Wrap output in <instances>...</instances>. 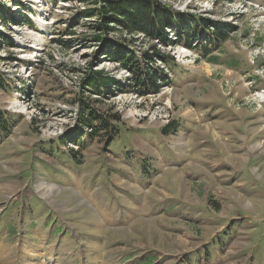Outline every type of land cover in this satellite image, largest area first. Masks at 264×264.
I'll return each mask as SVG.
<instances>
[{
    "label": "rangeland",
    "instance_id": "obj_1",
    "mask_svg": "<svg viewBox=\"0 0 264 264\" xmlns=\"http://www.w3.org/2000/svg\"><path fill=\"white\" fill-rule=\"evenodd\" d=\"M158 1L237 27L220 65L158 45L178 63L166 73L189 74L157 95L115 88L94 103L78 69L129 74L91 42L92 20L73 22L86 7L0 0V109L15 123L0 145V264H264V0ZM136 38L135 51L153 45ZM84 100L121 118L112 145L87 131L61 143ZM172 150L182 168L162 163ZM168 202L182 214L155 217Z\"/></svg>",
    "mask_w": 264,
    "mask_h": 264
},
{
    "label": "trees",
    "instance_id": "obj_2",
    "mask_svg": "<svg viewBox=\"0 0 264 264\" xmlns=\"http://www.w3.org/2000/svg\"><path fill=\"white\" fill-rule=\"evenodd\" d=\"M54 4L58 0H52ZM65 3L78 2L85 9L74 16L73 22L79 24L81 19H90V29H93L91 42L100 44L101 55L107 61L117 65L119 70L129 74V79H117L105 69H96V62H91L81 72L80 86L84 95L95 97V102L109 98L119 88L118 92H132L141 97L150 94L157 95L174 80L180 79L188 71L174 77L166 73L165 66L177 68L175 57L157 49L161 47L183 46L190 50L199 51L200 57L209 63L220 65L218 54L231 35L238 30L230 23H219L205 19L200 15L175 11L173 7L164 5L158 0H60ZM33 27L32 21H28ZM170 33H173L175 39ZM114 34L123 37L117 39ZM146 37L153 45L147 51H135L136 37ZM130 38V39H128ZM133 38V39H132ZM89 40V39H88ZM90 42V41H89ZM14 47L13 44H8ZM161 63V67L158 65ZM129 82V83H127ZM9 79L0 73V88L6 89ZM79 126L74 129L76 135H66L61 139L63 145L79 143L85 132L89 136L106 135L108 146L112 145L121 133V118L117 114L102 113L93 108L85 100L82 101L78 115ZM14 119L0 109V145L4 138L9 137L14 126ZM171 126L163 129L164 135H171ZM175 132L178 131L174 128ZM89 130V131H88Z\"/></svg>",
    "mask_w": 264,
    "mask_h": 264
},
{
    "label": "crops",
    "instance_id": "obj_3",
    "mask_svg": "<svg viewBox=\"0 0 264 264\" xmlns=\"http://www.w3.org/2000/svg\"><path fill=\"white\" fill-rule=\"evenodd\" d=\"M215 67L216 68H221V66H215ZM192 149H193V151L198 152L195 148H192ZM168 153H169V156L168 157L170 158V160H165L162 163H166L168 168H174L175 165H179L178 168H182L183 163H185V162H184V160L180 156H178L177 151L176 150H172L171 152H168ZM155 161L157 162V159ZM167 205H170V206H167ZM171 206H172L171 211L173 213L172 214H169V218L170 219H172L173 216L176 215V214H179V215L182 214V210L183 209H181V205L180 204H178V203L172 204V203L168 202V203H161L159 205L160 214L156 215L155 217H158L159 215H161L164 211L168 210L169 207H171Z\"/></svg>",
    "mask_w": 264,
    "mask_h": 264
},
{
    "label": "bare ground",
    "instance_id": "obj_4",
    "mask_svg": "<svg viewBox=\"0 0 264 264\" xmlns=\"http://www.w3.org/2000/svg\"><path fill=\"white\" fill-rule=\"evenodd\" d=\"M260 97L262 98L261 101H264V95H261ZM40 188L44 192V194L50 198L53 197L56 193L62 191L59 186H55L51 184H42ZM78 199L81 201L82 198L81 199L78 198Z\"/></svg>",
    "mask_w": 264,
    "mask_h": 264
},
{
    "label": "built area",
    "instance_id": "obj_5",
    "mask_svg": "<svg viewBox=\"0 0 264 264\" xmlns=\"http://www.w3.org/2000/svg\"><path fill=\"white\" fill-rule=\"evenodd\" d=\"M116 87L112 88V89H115ZM264 93V90L262 91Z\"/></svg>",
    "mask_w": 264,
    "mask_h": 264
}]
</instances>
